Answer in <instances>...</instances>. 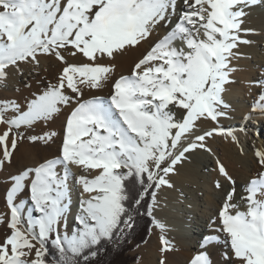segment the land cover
<instances>
[{"label":"snow or ice","instance_id":"6c2138e0","mask_svg":"<svg viewBox=\"0 0 264 264\" xmlns=\"http://www.w3.org/2000/svg\"><path fill=\"white\" fill-rule=\"evenodd\" d=\"M259 2L183 0L177 13L178 0H0V85L13 70L23 75L21 64L38 65L40 56L55 57L63 65L56 82L25 105L0 103V125L5 128L0 133V170L12 163L25 139L21 129L50 121L62 108L75 105L66 119L61 156L7 178L9 214L0 222L9 231L0 242V264H89L106 242L123 240L132 232L141 208L153 216L160 206L158 193L176 187L171 177L177 165L197 149L211 151L207 138L221 135L239 143L233 130L219 126L198 134V122L219 125L229 116L231 105L225 97L234 83L231 61L240 44L250 43L241 39L247 31L244 18ZM169 24L168 33L156 40L132 74L113 82L109 99H83L86 90H100L112 80L115 67L104 64L105 58L141 46L158 26ZM78 55L87 62L69 63L68 56ZM257 104L264 111V92ZM55 135L27 139L47 143ZM255 155L264 168V150ZM217 163L232 185L217 229L225 234L224 264H264V173L243 189L247 211L233 213L236 181ZM69 165L99 170L92 179L78 178L88 199L81 201L71 233L66 225L71 210ZM132 186L138 188L134 193ZM215 187L223 185L216 181ZM25 190L30 204L17 202ZM157 227L163 231L165 225L157 222ZM219 241V236H207L201 247ZM49 245L58 258H48ZM171 250L162 237L161 251ZM190 264L213 261L201 251Z\"/></svg>","mask_w":264,"mask_h":264},{"label":"bare ground","instance_id":"6f19581e","mask_svg":"<svg viewBox=\"0 0 264 264\" xmlns=\"http://www.w3.org/2000/svg\"><path fill=\"white\" fill-rule=\"evenodd\" d=\"M182 6L183 0H178L177 13L180 12ZM258 7L262 9V12H257ZM246 11L247 15L244 18L245 23L243 27L247 29V31L241 33V39L248 40L250 43L240 44L235 50L237 56L231 61L234 69L231 78L234 83L229 86V90L225 97L227 102L233 104V107L236 103L240 111H230L227 118L220 119L219 125L210 120L198 122L200 124V133L198 134L219 126L224 129L233 130V134L239 140L241 137L238 135L239 133L237 134L235 131L244 128V131L254 133L252 134L253 139H250L249 135L243 137L242 142L245 146V155L240 153L236 142H233L230 137L214 135L213 137L207 138L205 141L207 147L211 149L210 152L202 148L197 149L188 154V159L186 161L177 165L178 172L171 177L176 187L174 189L165 188L158 193L160 206L153 213L155 226L157 227V222L165 225L163 233L170 242L172 250L162 252V240L155 237L154 241H152V246L147 250V254L141 259L140 263L137 264H161V260H164L165 264H190L191 260L201 251H207L209 253L213 264L224 263L222 253L225 251V245L223 243L225 234L222 231H217V229L220 227L219 212L224 203L225 195L231 190L232 185L219 173L217 161L226 167L229 174L236 181V194L232 202L237 205V208L232 210L233 213L236 211H247L246 201L241 199V197L247 195L243 189L251 179L258 178L259 174L264 173V168H261L258 164L255 155L257 150H264V134L259 131L260 126H257L253 122V120L258 122L264 121V111H261L257 104L260 93L264 92V88L260 86L264 84V0H260L254 7ZM258 14H260V16ZM172 23H176V17L172 18ZM171 27L172 24H169L167 27L162 25L158 26L153 36L141 46L131 49L122 56L117 55L115 59L109 60L105 58L102 61L104 64H111L115 67V72L111 80V95L113 82L122 76H130L135 64L150 51L157 39L162 38L168 33ZM257 31L260 32V37L255 35ZM245 33L248 34L246 35ZM258 42H261L260 45L262 47L260 49L258 48ZM177 46L182 47L183 45L181 42L177 41ZM78 58L84 62L86 61V58L82 56L78 55ZM21 70L23 75L14 71L15 78H12L9 84H3L4 89H15L22 81H28L30 78L40 75L43 69L40 63L38 65L24 63V67L21 68ZM109 82L100 90H86L85 93L91 95L85 99H92L91 97L93 96H103L102 94L108 91ZM24 94L27 93L24 92ZM25 97L29 99L28 95ZM240 99H242L244 103L242 106L237 104ZM15 102H17V100H15ZM178 111L179 110H177V112ZM249 116H251V119L247 118ZM55 117L53 120L57 119ZM61 117H63V115ZM64 118L65 120L62 119L66 121L67 116ZM40 123L42 124V122ZM40 123L38 126L42 128ZM4 130V126L0 125V133H3ZM38 143L39 142L33 143L32 145L37 146ZM19 147L18 144L13 155L12 163L29 157L30 150L28 147ZM46 147L55 150V147L51 144H47ZM29 160H31V157ZM30 162L32 164V161ZM252 163L255 166L251 169ZM38 164L39 163L34 162L33 167ZM22 165L21 168H23ZM61 170L62 169H60V171ZM69 170L71 173L68 179L71 210L67 216L66 225L68 232L71 233V231L77 227L76 217L80 211L81 201H86L88 199V194L83 193L82 186L78 183V178L81 175H86L89 179H92L99 174V170L86 171L83 166L76 165H69ZM18 171L20 172V170ZM0 172L3 175L4 169ZM5 175L4 173L3 176ZM216 181H219L223 185L222 189H217L215 187ZM6 187L4 189H6ZM24 202L27 204L31 203L29 198ZM2 212H5V210H2ZM1 220L4 221L5 218H1ZM213 221H215V223H213ZM157 228L161 230L159 227ZM2 230L4 234H8L9 230H7V228H2ZM207 236H219L220 241L210 244L206 249L202 248L201 243ZM4 238V236L0 235V242H2ZM218 244H220V248L217 247Z\"/></svg>","mask_w":264,"mask_h":264},{"label":"rangeland","instance_id":"374dc122","mask_svg":"<svg viewBox=\"0 0 264 264\" xmlns=\"http://www.w3.org/2000/svg\"><path fill=\"white\" fill-rule=\"evenodd\" d=\"M257 12H262V9L260 7H258L257 8ZM258 15L260 16V14H258ZM245 34L247 35L248 33H245ZM255 35L257 37L258 36L260 37V32L257 31L255 33ZM260 43L261 42H258V48L259 49L262 47L260 45ZM67 58H68L69 63H73V64L84 63V61L80 60L78 58V56H76V57L68 56ZM38 59H39L40 65H41V67L43 69L41 71L40 75H38L36 77H33V78H30L28 81H22V83L19 86H17L15 89H13V90H6V89L3 88V85H0V103L17 100V103H19L21 105H25L26 102L28 100H30L34 95H38L41 91H43L48 86L49 83H55L56 82V78H57V76L59 75V73L61 72V70L63 68V65L61 64V62L56 60L55 57H52V56H40V57H38ZM85 62H87V61H85ZM31 64H34V63H31ZM23 67H24V63L20 65V68H23ZM14 71L15 70L12 71V74L8 78V81L6 82L7 84H9L12 81V78L13 79L15 78L14 77V75H15ZM263 71H264V68H263ZM260 74H259V76H260ZM109 83L110 84H109V88H108L107 93H103L102 95L104 97L103 96H99L100 98L109 99V97L111 96V81ZM24 92L27 93V94H24ZM20 94H21V96H20ZM26 95L29 96V99H27V97H25ZM90 95L91 94H89V93H85L83 99L89 97ZM93 97H91V98H93ZM253 100H254V98H253ZM237 104L239 106H242L244 103L242 102V99H240ZM230 105H232L231 111H234V112H239L240 111V108L236 105V103L234 104L235 105L234 107H233V104H230ZM74 107H75V105H69L67 107L62 108L61 112L59 114H57L56 117H55L57 119H55V120L52 119V121L50 120V121H47V122H42V124L40 123L42 125V128H39L40 126H38L39 125V123H38V124L34 125L33 127L29 128L27 130L21 129V131L25 133V139L22 140L19 143V146L20 147L21 146L28 147V149L30 150L29 152L32 153V154L29 153V157L27 159H22L21 161H18L19 163L18 162H16V163L13 162L10 165H7L6 166L7 168L5 167L4 172H3V175H4V173L6 174L5 176H3L2 173L0 172L1 173L0 174V189L2 188L0 190V201H1L0 202V220H1V218H5L4 221L6 222L7 219H8L9 208H8V206H6L7 205V203H6V192H7V189H8L7 187H9V183H8V179L7 178L10 175H14V174L19 173L18 170L21 171V170H23L25 168L33 167V163L34 162L40 163L41 161H45V160H47L49 158L55 159V158L61 156L62 143H63V139H64L65 124H66V121H64L65 120L64 117H66V116L68 117L70 115L71 110ZM62 115H63V117H61ZM253 122L257 126H260L259 131L264 134V121L258 122L256 120H253ZM240 129H238L239 131L238 130L235 131V132H237V134L239 133L238 135H240V137H241V139L239 138V140H238L239 143H236V145H237L240 153L246 155V153L244 151V149H245L244 147L245 146H244V143L242 142V139H243V137H246V135H249V138L253 139L252 138V134H254V133L253 132L248 133L246 131H242L241 132ZM52 132H55L56 135L51 140H49V143L48 142L45 143L43 141H39L37 146H33L32 145L33 143L28 141V139H27L28 136H38L39 137V136L47 135V134L52 133ZM257 138H258V136H257ZM10 139H11V137H10ZM47 144L53 145L55 147V150H51V148H49V147L47 148L46 147ZM37 147H38V149H37ZM46 150L47 151L49 150V151L47 152ZM33 154H35V155H33ZM30 157H31V160H29ZM25 160H27L28 162L25 161ZM30 161H32V164H31ZM21 165L23 166V168H21ZM254 166L255 165L252 163L251 164V169ZM0 171H2V170H0ZM16 171H18V172H16ZM61 172H62V170H61ZM250 175H252V174H250ZM249 177H252V176H249ZM6 185H7V187H6ZM5 187H6V189H4ZM28 197H29V193H28L27 190H25L22 194H20V196L17 197V202L26 201L28 199ZM2 210H5V212H2ZM4 214H6V215H4ZM154 220H155V218H154ZM0 224H1L0 225V231H2V232H0V235L5 237V235H7V234H4V231L2 230V228L3 229L7 228L6 224L2 223V222H0ZM155 237L156 238L158 237L161 240H162V237L166 239V236L163 233V231L159 230L156 226H154L148 241L144 245L138 247L136 250H134L132 252V255H137L138 256L137 261L133 262L132 264L140 263L141 259L147 254V250L152 246V241H154ZM217 247L220 248V244H218ZM220 264H224V263L221 262Z\"/></svg>","mask_w":264,"mask_h":264},{"label":"trees","instance_id":"16d2710c","mask_svg":"<svg viewBox=\"0 0 264 264\" xmlns=\"http://www.w3.org/2000/svg\"><path fill=\"white\" fill-rule=\"evenodd\" d=\"M136 186L131 187V192L137 191ZM141 215L136 217V226L132 232L123 240L115 242H106L100 253L90 259L89 264H132L138 259L137 255H132V252L138 247L144 245L155 226L153 216H148L144 213V208L140 209ZM58 258V253L55 248L49 245V259Z\"/></svg>","mask_w":264,"mask_h":264}]
</instances>
